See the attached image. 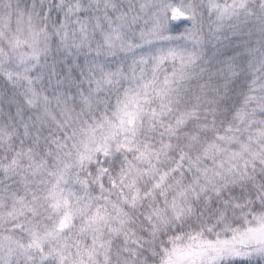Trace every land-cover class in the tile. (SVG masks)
<instances>
[{"label": "snow or ice", "instance_id": "obj_1", "mask_svg": "<svg viewBox=\"0 0 264 264\" xmlns=\"http://www.w3.org/2000/svg\"><path fill=\"white\" fill-rule=\"evenodd\" d=\"M0 264H264V0H0Z\"/></svg>", "mask_w": 264, "mask_h": 264}]
</instances>
